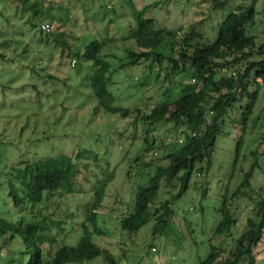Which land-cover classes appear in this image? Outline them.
<instances>
[{"label":"rangeland","instance_id":"374dc122","mask_svg":"<svg viewBox=\"0 0 264 264\" xmlns=\"http://www.w3.org/2000/svg\"><path fill=\"white\" fill-rule=\"evenodd\" d=\"M205 1L134 0V5L156 28L192 29L208 44L215 41L220 24L236 6L253 7L257 14L247 31L264 39V0H229L217 10ZM26 5L23 0H0V53L5 55L0 58V217L43 227L46 238H55L54 251L63 245L77 248L83 241L82 224L93 191L102 185L106 197L97 225L103 234L86 226L90 227L89 240L111 254L116 264H197L213 247L225 250L233 246L249 216L248 201L233 202L237 223L228 237L214 236L213 231L224 195L235 192L242 171H248L255 158L264 159V97L255 112L260 118L250 125L235 170V140L220 136L211 150L210 171L196 177V185L174 202L166 229L153 235L150 222L137 234L124 233L119 222L140 181L139 172L129 171L143 147L145 130L140 115L156 102L177 97L181 77L170 82L162 74L157 83L158 66L150 60L118 69L127 62V50L137 51L133 41L121 39L136 26L127 0H44V6L52 10L37 20H30ZM42 24L52 27L51 34L44 32ZM93 41L108 43L101 56L110 73L107 90L115 99L112 104L96 96L91 87L95 68L83 58V50ZM163 51L168 54L169 47ZM105 107L120 111L108 112ZM123 111L128 114L123 116ZM238 117L239 112L234 111L228 129L238 127ZM175 128L171 123L159 125L148 137L172 142L189 135ZM251 152L257 155L252 157ZM61 155L71 157L77 170L71 178L72 191L61 190L43 205L29 203L13 168ZM157 165H165V161ZM109 176L113 178L107 184ZM196 178L192 176L191 184ZM254 183L264 185V172L257 171ZM12 189L21 202L14 200ZM162 190L165 199L177 185L175 189L165 185ZM7 238L9 235L0 237V264H27L20 238L4 246ZM259 262L264 264L263 259ZM75 264L110 263L99 256Z\"/></svg>","mask_w":264,"mask_h":264},{"label":"trees","instance_id":"16d2710c","mask_svg":"<svg viewBox=\"0 0 264 264\" xmlns=\"http://www.w3.org/2000/svg\"><path fill=\"white\" fill-rule=\"evenodd\" d=\"M23 1L31 14L30 20H37L52 10V7L44 6V0ZM127 1L136 26L121 39L133 41L137 51L127 50V62L118 69L150 60L158 66L155 75L157 83L162 74L164 80L170 82L181 77V92L177 97L156 102L148 112L140 115L145 130L143 147L129 165V171L139 172L140 181L126 214L119 222L121 231L127 234H137L152 222V234L155 235L168 226L174 202L196 185V177L206 176L210 171L211 150L218 137L229 135L235 140L236 155L232 169L235 170L238 166L245 136L249 133L251 123L260 118L255 112L263 104L264 39L247 31L248 27L254 25L257 14L253 7L236 6L235 11L229 13L220 24L215 41L208 44L203 42L202 34L192 29L187 31L185 28H178L172 31L156 28L152 19L144 18L143 10L135 8L134 0ZM205 2L210 9L217 10L223 8L229 0ZM200 22L201 20L198 21ZM45 25L48 30L44 32L51 34L52 27ZM107 42L89 43L84 47L83 58L95 68L91 84L95 95L112 104L115 99L107 90V75L110 73L101 56ZM167 47L168 54L163 51ZM64 51L63 49L61 52ZM4 57L0 53V58ZM185 80L187 84L183 83ZM163 96L167 97V94L163 93ZM105 108L108 112L120 111L118 107ZM234 111L239 112L238 127L230 130L228 127ZM126 113L123 111L122 115ZM168 123L174 124L175 129L184 130L182 133L189 132V135L185 134L180 140L172 142L169 139L157 142L154 136L148 137L157 126ZM250 155L254 157L257 154L251 152ZM261 156L264 158V151ZM259 160L260 163L257 162ZM259 160L255 158L248 171H242V179L235 192L231 196L225 194L222 198L220 219L213 235L222 238L231 234L237 223L232 204L239 200L248 201L251 206L244 230L235 238L233 246L225 250L213 247L207 258L197 264H259L261 259L264 260V185L254 183L257 171L264 172L261 165L264 159L260 157ZM158 161H165V165H157ZM13 171L24 187L25 199L29 203L43 205L63 192L61 190L68 189L65 191L68 193L72 191L71 178L77 170L71 157L61 155L26 162L13 168ZM192 176H195L196 181L191 184ZM112 178L109 176L107 184H110ZM165 185H170L171 189H175L177 185V190L167 192L169 196L164 199L163 194L166 192L162 187ZM15 190L12 189L11 195L16 202H21L22 199L14 194ZM105 197V189L99 185L93 191L92 203L82 224L83 241L77 248L63 245L54 251L51 246L55 243V238H46L42 233L46 230L43 227L37 224L12 223L0 217V237L9 235L6 241L4 239L3 245L7 246L19 237L25 247L23 254L28 258L27 264H75L99 256H103L110 264H116L111 254L89 240L90 227L92 232L103 234L98 228L97 220Z\"/></svg>","mask_w":264,"mask_h":264},{"label":"built area","instance_id":"2783aa9c","mask_svg":"<svg viewBox=\"0 0 264 264\" xmlns=\"http://www.w3.org/2000/svg\"><path fill=\"white\" fill-rule=\"evenodd\" d=\"M43 29H44V30H48V27H47V26H44Z\"/></svg>","mask_w":264,"mask_h":264}]
</instances>
